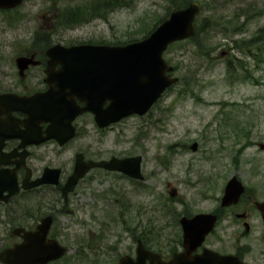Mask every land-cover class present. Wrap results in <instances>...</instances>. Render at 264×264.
<instances>
[{
	"label": "rangeland",
	"instance_id": "1",
	"mask_svg": "<svg viewBox=\"0 0 264 264\" xmlns=\"http://www.w3.org/2000/svg\"><path fill=\"white\" fill-rule=\"evenodd\" d=\"M93 1H28L9 15V27L0 20V33L28 37L36 48L38 41L122 45L147 36L172 12L171 0H127L126 7L104 17L62 26L68 7ZM193 1L202 7L200 35L175 43L164 55L176 68L178 84L144 117L132 116L104 130L85 118L88 133L81 130L62 152V162L80 151L94 160L141 155L146 178L133 184L120 175L92 171L57 217L58 240L67 248L76 240L129 239L132 231L126 228L137 223L155 224L163 238L179 235L172 226L184 203L206 207L211 201H198L220 195L233 175L264 199V36H258L264 0ZM195 142L197 152L190 149ZM111 189L114 194L104 195Z\"/></svg>",
	"mask_w": 264,
	"mask_h": 264
},
{
	"label": "flooded vegetation",
	"instance_id": "2",
	"mask_svg": "<svg viewBox=\"0 0 264 264\" xmlns=\"http://www.w3.org/2000/svg\"><path fill=\"white\" fill-rule=\"evenodd\" d=\"M17 9L1 8L0 20L9 27V15ZM12 35L0 33V253L24 245L29 246V255L31 251L44 252L37 233L46 217L51 218L48 240L59 239L57 217L67 210L76 190L62 204V190L74 171L75 158L62 162L61 155L81 130L88 133L90 122L85 118L94 122V115H80L70 124L68 112L61 126L60 103L71 105L72 101L70 96H60L65 91L70 95V91L55 84L59 83L58 77L67 84L69 75L62 72V64L50 63L48 56V50L61 43L47 45L38 41L36 48L29 46L28 37ZM76 102L84 106L77 98ZM71 125L76 138L61 146L60 140ZM50 135L53 138L45 140ZM79 153L86 160H94L81 151L75 156ZM47 169L61 171L58 182L36 185ZM92 171L120 175L133 184L139 182L123 173L99 168L88 175ZM112 194L113 189L104 195ZM224 195L221 192L198 201H211L206 207L191 208L184 203L180 218L183 224L179 219L172 226L174 230L179 228V235L163 238L162 233L157 234L162 231L155 224L137 223L126 228L132 231L129 239L76 240L68 248L69 256L47 264H121L123 259L124 264H159L158 260L169 262L178 254H184V264H264V208L258 206L264 199H257L246 188L235 203L223 205ZM151 253L155 259L145 258Z\"/></svg>",
	"mask_w": 264,
	"mask_h": 264
},
{
	"label": "water",
	"instance_id": "3",
	"mask_svg": "<svg viewBox=\"0 0 264 264\" xmlns=\"http://www.w3.org/2000/svg\"><path fill=\"white\" fill-rule=\"evenodd\" d=\"M24 1L26 0H0V9L15 8ZM200 11L201 7L197 3H192L184 10L173 12L170 18L147 39L124 46L81 45L70 48L62 46L51 48L49 55L53 57L54 53H57L62 56L64 59L61 60V63L65 66L64 71L73 73L66 86L63 83L56 84L59 85L58 88H64L71 92L69 95L65 91L60 96H70L72 102L74 101L72 96L86 101V106L82 109L61 102V126H63L64 116L68 112L71 116L69 121H72L78 114L91 111L95 114L100 127H106L134 114L140 116L146 114L162 97L167 88L178 82V78H172L168 74L173 71V68L166 62L163 54L173 42L194 36V23ZM54 88L55 86L52 90ZM52 90L51 94H53ZM106 100H110V105L104 109L103 104ZM73 136L72 130L67 135V139ZM191 149L197 151L198 143H194ZM141 161L142 157L140 156L124 159L113 157L109 161L100 162L85 161L83 155L80 154L76 158L74 173L63 189V197L67 199L68 193L74 190L78 181L89 170L96 167L124 172L133 178L143 179ZM58 176V171L47 170L44 175L46 179L42 182H55ZM243 191V185L234 177L226 187L224 205L237 201ZM175 195V191L171 192L172 197ZM259 207L263 209L264 203ZM50 224L51 218L44 219L39 228L40 231L37 233L44 252L31 251L29 256L26 251L30 250L29 246L27 248L24 245H19L0 254L2 263L47 264L62 258L67 253V249L58 241L47 239ZM181 258L182 256H177L171 263L166 264H183L184 261Z\"/></svg>",
	"mask_w": 264,
	"mask_h": 264
},
{
	"label": "trees",
	"instance_id": "4",
	"mask_svg": "<svg viewBox=\"0 0 264 264\" xmlns=\"http://www.w3.org/2000/svg\"><path fill=\"white\" fill-rule=\"evenodd\" d=\"M172 10L181 9L187 7L193 0H171ZM127 0H95L91 5L77 4L76 6L68 7L63 15L61 22L62 26L75 27L82 23L88 22L92 18L104 17L105 14L113 12L116 9L124 8L128 5ZM163 19L162 21H164ZM161 22V21H160ZM156 25L149 31L148 35L157 27ZM200 28H197L196 36L200 35ZM147 35V36H148ZM258 36H264V28L259 30ZM256 40V39H254ZM253 40V41H254ZM249 41L250 46H254L255 42ZM229 69H233L232 65H228Z\"/></svg>",
	"mask_w": 264,
	"mask_h": 264
}]
</instances>
